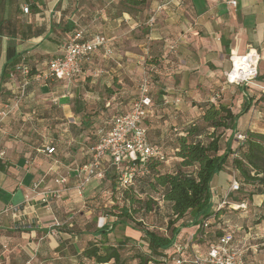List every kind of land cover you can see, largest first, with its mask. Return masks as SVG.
<instances>
[{
  "label": "crops",
  "instance_id": "obj_1",
  "mask_svg": "<svg viewBox=\"0 0 264 264\" xmlns=\"http://www.w3.org/2000/svg\"><path fill=\"white\" fill-rule=\"evenodd\" d=\"M74 2L0 0V107L16 87L17 81L11 80L9 73L22 62L30 66L32 73H45L48 61L63 53L67 39L81 23L93 33L108 34H104L109 40L106 48L111 49L110 53L105 48L94 51L69 82L31 77L19 107L0 118V264H61L63 257L57 247H82L81 236L71 237L54 227L57 217L70 218L84 210L86 201L79 203L72 177L63 198L53 200L50 209L37 201L39 195L32 186L40 181V188L54 186L56 175L72 176L74 166L83 161L80 156L87 154L80 146L81 123L97 121L104 108L115 106L118 110L122 106L123 87L111 94V78L118 75V83H126L141 74L143 52L157 60L149 74L153 78L148 80L152 101L149 116H162L169 128L173 125V130H180L197 122L199 105L212 102L215 94H219L215 104H225L235 113L245 99L251 100L249 110L237 119L236 131L259 128L257 118L263 114L257 103L264 94V0H235L234 5L229 0H151L152 22L143 16L147 12L144 8H136L134 14L120 12L115 0H88L85 12L76 10ZM24 4L29 8L27 13L20 11ZM67 21L75 25L73 30L61 29ZM52 22H60L61 27H52ZM144 24L149 29L142 39L136 32ZM249 48L259 53L257 78L247 85L228 84L224 72L230 66L229 55L243 54ZM109 57L117 63L118 72L114 67L107 68ZM11 61L5 77L4 68ZM153 88L158 90L157 100ZM89 108L93 110L89 112ZM159 110L164 113L157 115ZM126 111H116L104 123L110 124L112 116ZM245 122H250V127ZM53 127L57 129L50 131ZM159 132L162 136L163 129ZM50 141L54 142L58 160L43 152ZM235 173L232 169L221 170L212 177V209L225 197L231 203L246 204V208L237 212L221 208L207 228L206 238L214 240L222 230L233 229L235 244L247 247L245 262L264 264V195L245 197L243 188L231 191L229 185ZM25 195L32 199L26 200ZM85 196L95 195L91 192ZM113 218L100 214L97 227L113 222ZM197 225L181 228L177 240L184 242ZM131 234L140 233L125 226L122 235L136 238ZM123 236L116 235V239ZM68 259L74 264L73 258Z\"/></svg>",
  "mask_w": 264,
  "mask_h": 264
},
{
  "label": "trees",
  "instance_id": "obj_2",
  "mask_svg": "<svg viewBox=\"0 0 264 264\" xmlns=\"http://www.w3.org/2000/svg\"><path fill=\"white\" fill-rule=\"evenodd\" d=\"M144 3L145 0L118 1L120 12L128 14H134L136 8L139 9ZM51 24L52 27H61L60 22ZM74 28L75 25L70 21L61 27L63 31H70ZM78 29L84 30L86 38L97 34H89L84 28ZM11 63L12 61L4 68L5 77L8 76L6 72ZM149 63L154 64L153 60ZM258 102V110L264 113V94L259 97ZM251 104V100L245 99L237 113L222 103L200 104L201 115L198 121L187 125L184 129L175 130L177 132L174 133L175 144L172 158L177 157V161L175 160L171 166H168L169 162L164 163L150 158L145 162L148 172L138 171L133 186L120 187L118 185L121 189L123 204L117 213L103 212L114 216L116 219L113 222L97 227L98 216L93 206V202L96 201L95 196L87 198V205L82 212H77L70 218L67 215L57 217L59 224L54 226L56 230L63 231L71 237L81 236V241H83L82 247L56 248V251L63 257L61 264H72L68 259L69 256L74 259V264H127L130 260H136L135 264H149L152 261L159 263L161 256L172 251L174 243H182L181 240H177L181 228L199 224L202 219L212 214H214L212 218L214 219L217 211L229 207L230 201L224 207L212 209L210 182L212 177L221 170L231 171L232 169L236 172L235 178L240 179L239 189L236 191H240L241 188L246 189L245 197L253 193L264 195V133L247 131V139L237 146L233 138L238 117L247 112ZM149 118L151 117L148 115L143 121L146 129L145 121ZM81 125L85 127L87 123L82 122ZM108 129L109 126L107 128L106 125L97 128V132L100 133L86 147V155H88L86 161L77 165H83L91 159L92 153L89 148L96 145ZM53 155L54 157L58 155L56 147ZM105 163L108 164V161ZM94 181L96 180L89 182L86 187L90 186L91 190H94L97 187ZM63 196L64 194L60 199ZM158 200L168 204L169 216L165 227L166 233H158L143 226L142 221H138V226H131V228L141 232V240L146 247L138 246L136 239L131 236H123L111 241L108 234L117 224L128 226V219L136 220L133 214L155 211L158 207ZM116 206L114 205L113 208ZM240 209L242 208H232V211L237 212ZM87 210L90 212L85 215L84 212ZM225 232L233 233V229L222 230V234ZM217 237L211 240L206 238L205 234L202 244L214 243Z\"/></svg>",
  "mask_w": 264,
  "mask_h": 264
},
{
  "label": "built area",
  "instance_id": "obj_3",
  "mask_svg": "<svg viewBox=\"0 0 264 264\" xmlns=\"http://www.w3.org/2000/svg\"><path fill=\"white\" fill-rule=\"evenodd\" d=\"M229 3L234 5L235 0H229ZM28 10L27 4H24L22 11L27 13ZM152 21L153 17L151 16L149 22ZM108 41V38L102 33L86 38L84 30L77 29L66 42L63 53L48 61L45 73H31L30 66L25 62L17 65L9 73V78L17 81L16 87L10 98L0 107V118L7 116L19 107L31 77L34 79L53 78L69 82L81 72L82 62L88 59L94 51L105 48L106 53H110L111 49L106 48ZM229 61V69L224 72L228 84L247 85L257 78L259 53L256 49L249 48L243 54L232 52L229 55ZM218 98L219 94H215L211 100L212 103H216ZM151 103L149 82L143 78L139 85V94L130 109L125 113L112 116L108 131L96 145L89 148L92 155L87 163L74 166L72 176L57 175L54 178V186L40 188L41 181L32 186L39 195L37 201L46 209H50L52 200L59 199L64 194L71 177L74 180V188L77 194L82 195L89 182L98 181L105 177L109 167L114 169L118 185L129 187L135 184V176L138 171L148 172L145 167V162L148 159L152 158L168 163L169 159L162 147L150 142L147 129L143 124L144 119L151 111ZM233 138L236 146L240 145L247 139V131H236ZM43 152L47 155H53L55 146L50 143L44 146ZM105 161H108V164ZM38 188H40L39 191ZM229 188L231 191L239 189V183L235 177L231 179ZM25 198L26 200L32 199L28 195H25ZM226 204H228V200L225 197L218 204V208L224 207ZM229 207L243 209L246 208V204L229 203ZM11 209L15 211L17 208L11 207ZM213 217L214 214L202 219L197 225L196 231L184 242L174 243L172 251H166L167 254L160 257L159 263L152 261L149 264H249L245 262L247 247L244 243L235 244L232 232L219 235L214 243L202 244ZM58 224L56 221L54 225Z\"/></svg>",
  "mask_w": 264,
  "mask_h": 264
},
{
  "label": "rangeland",
  "instance_id": "obj_4",
  "mask_svg": "<svg viewBox=\"0 0 264 264\" xmlns=\"http://www.w3.org/2000/svg\"><path fill=\"white\" fill-rule=\"evenodd\" d=\"M74 1H75L74 2L75 5H73V6L76 7V10L79 9L82 12H85L89 7L88 0H85V1L74 0ZM116 1H119V0H115V2ZM148 1H149V3H148ZM150 3H151V0H145V3L140 6L141 8H144L145 11H147V12H144V14H143L144 17L146 15V18L148 16L147 20L151 16L154 17V12H151L152 10H150V7H148L150 5ZM20 11L23 13L22 9ZM83 18H86V16H83ZM85 24L86 23H81L78 28H84V29H86L87 33L94 34L93 33L94 30L92 28L86 26ZM147 28H148V24H144L143 28L142 27L140 28V32H136V34L139 36H142V39H144L145 34L147 32ZM100 33H103V32H100ZM103 34L108 35L106 33H103ZM151 60H153V62L157 61V60H155L154 57L150 56L149 52H147V53L143 52V58H142V61L139 65L144 69V71L141 74H138L137 76L132 77L131 79H127L126 83H118V79H119L118 75H115V76H113V78H111V80H113V81L110 82V87L108 88L109 91H111L110 92L111 94H113L114 91L120 89V87H123L122 88V100H123L122 106L118 110L115 109V106L114 107L110 106L108 108H104L105 111L101 114V116L99 118H97V121L87 123V125L85 127H83L81 125V130H83V132L81 133L82 137H81L80 146H81V148L83 147L82 149H85L91 142H93L95 140V137L98 136V134L100 133V132H97L98 127L106 125L108 128L109 124L108 123L105 124L104 121L109 120V118L111 117V115L113 113H116V111H119V112L126 111L130 108L133 99L135 97H137L139 94L138 86H139L140 78H141V80L143 78H146L147 80H150V78L151 79L153 78L149 75L152 72V70H151L152 64L149 63ZM108 61H109V63H108L107 68L109 69V68L114 67L115 71L118 72L117 68H119V67L117 66V63L115 62V60H113L112 58L109 57ZM152 94H153V97L155 98V100H157L159 93H158V90H156V88L152 89ZM260 106H262V105L260 104ZM92 110H93L92 108L88 109L89 112H91ZM160 110H159V114L156 113L157 115H161L164 113ZM244 118H246V117L241 118L240 124L242 123V120H244ZM257 119H258L257 124H258L259 128H257V127L253 128L254 132L259 131V133H264V132H260V131H264V113L261 116H259ZM245 124H246V127H250V122H245L244 125ZM145 125L147 126V135H148L149 140L152 143H157L163 147V150L165 151V154L169 159V163L167 165L171 166L172 163L175 161L172 158V156H174L173 146L175 144L174 133L177 132V131L173 130L174 126L171 125V127L169 128L166 123H163L162 116H158V117L155 116V117H151V118L147 119L145 121ZM54 129H57V127L50 128V131H52ZM160 129H163L162 136H160V132H159ZM246 129L248 130L251 128H246ZM49 143H53V145H54V142L50 141ZM53 159L58 160L57 156H55V157L53 156ZM82 159H83V161H81L80 163L86 161L85 153L82 154L79 158V160H82ZM236 180L238 183H240V179L236 178ZM96 182L99 183L97 186L98 192L96 195H95V193H96L95 191L97 189L95 188L94 190H91L90 186L85 187V189H86L85 194L84 193H82V195H80V194L76 195L75 194L76 197L79 199L78 200L79 203H83L84 201H86L87 199L85 198L86 197L85 195H88L89 193L92 192V194L95 195V199H96V201L93 202V206L96 209L97 216H99L100 214H103V212H109V211H113V212L117 213L119 207L123 204V200L121 197V189L118 186L114 170L109 168L104 179H102L100 181H96ZM85 189H84V191H85ZM84 205L86 206L87 204L85 203ZM114 205H117L116 208H113ZM85 206L82 207V209L85 210ZM230 209H232V208L231 207L225 208L226 211H228ZM168 214H169L168 208L166 207V205L163 202L159 203V200H158V207L155 211H150L149 213H145V214L142 212L133 214V217L136 220L128 219L127 223H128L129 227H131V226L133 227V226H138V224H137L138 221H142L141 223L143 226L148 227L149 229H152L158 233H166L165 227H166V224L168 221V216H169ZM124 227H125V225L124 226L123 225H117L116 227H114L110 237L112 239L113 238L116 239V235L118 237L123 236L122 232H124ZM139 233L140 234H133V235L131 234V235L136 237L135 239L138 243L137 244L138 246L140 245V247H146V244L143 243V241L141 240L142 234H141V232H139ZM112 239H111V241H112ZM138 246H136V247H138ZM135 261L136 260H130L127 264H135ZM248 261L251 262V260H249V259H248Z\"/></svg>",
  "mask_w": 264,
  "mask_h": 264
}]
</instances>
